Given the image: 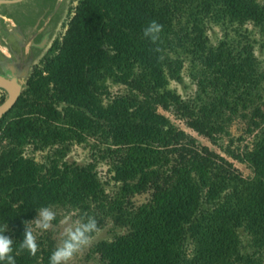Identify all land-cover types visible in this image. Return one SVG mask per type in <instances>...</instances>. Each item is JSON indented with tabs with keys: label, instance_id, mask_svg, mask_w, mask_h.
<instances>
[{
	"label": "trees",
	"instance_id": "16d2710c",
	"mask_svg": "<svg viewBox=\"0 0 264 264\" xmlns=\"http://www.w3.org/2000/svg\"><path fill=\"white\" fill-rule=\"evenodd\" d=\"M151 21L164 26L157 44L143 35ZM211 26L220 29L214 43ZM256 44L264 48V0H77L61 39L0 122V223L16 264H49V236L37 235L34 257L18 248L25 223L49 205L125 229L93 245L101 264H264V72ZM184 68L195 87L187 98L169 88L181 84ZM159 110L212 145L226 138L223 153L251 175ZM237 119L250 140L231 149ZM73 144L89 147L87 163L65 160ZM142 194L148 200L135 205Z\"/></svg>",
	"mask_w": 264,
	"mask_h": 264
},
{
	"label": "flooded vegetation",
	"instance_id": "af4514ba",
	"mask_svg": "<svg viewBox=\"0 0 264 264\" xmlns=\"http://www.w3.org/2000/svg\"><path fill=\"white\" fill-rule=\"evenodd\" d=\"M64 5L65 0H0L1 83L19 85L21 93L33 71L41 67L54 43L61 39L67 14ZM8 94L9 90L0 85V104ZM16 101L0 122L8 112L13 115Z\"/></svg>",
	"mask_w": 264,
	"mask_h": 264
},
{
	"label": "rangeland",
	"instance_id": "374dc122",
	"mask_svg": "<svg viewBox=\"0 0 264 264\" xmlns=\"http://www.w3.org/2000/svg\"><path fill=\"white\" fill-rule=\"evenodd\" d=\"M76 3H77V0H65L64 7L66 8L67 14L65 18L66 20L65 27L63 31H61V34H63L66 29V23L72 16V11ZM247 29H251V28L248 27ZM208 35H209L211 43H214L216 38L220 35L219 27L211 26V29L208 31ZM253 36L255 39L259 40L258 35H256L254 31H253ZM254 53L258 61L260 62L261 69L264 72V48L261 49L259 47V44H256ZM181 75H182L181 84L170 82L169 88L174 89L182 98H187L193 94L195 87L194 85H192V83L190 82V79L187 77L185 68L182 70ZM122 89L123 88L120 86H109V91L112 94L120 93L123 91ZM260 109L264 112V106H260ZM159 112L165 115L166 117H168L169 120L176 127H178L185 133L192 136L199 145L206 146L211 151H214L218 155L230 161L232 165L238 170V172L241 174L242 177H249L251 175L250 170L247 168V166H245L244 164L238 163L234 160H231L223 153L222 149L219 146L224 147L227 144L226 138H223L220 141L219 146L212 145L207 139L197 135L196 133L188 129L182 120L173 116L171 113L164 112L161 110H159ZM245 128H246V124H245V121L242 119H237L232 123V125L229 128V134H230L229 138L232 140V143L230 146L231 149H234L237 146L241 147L242 145H246L249 143L250 137L245 135ZM237 139H240V141H237ZM89 143L91 142L89 141ZM44 153L45 152L34 154L35 160L40 161ZM90 155H91L90 149L87 145L73 144L71 145L70 150L65 157V160L68 162H75L77 164L82 165L89 161ZM97 171H98V176L100 177L101 181L108 180V177L106 174V167L104 165L99 164L97 167ZM113 190H114L113 187L106 188V192L109 194L112 193ZM148 197H149L148 194L136 195L133 198V202L135 205H139L141 203L146 202L148 200ZM54 210L57 212V220H56V223H54L56 227L44 233H37V235L38 236H49L54 241V245L56 247L61 239V234H62V230L64 226L63 220L65 219V217L67 215H72L73 213L79 214L80 212H78L77 210L73 211V210H69V209L61 208V207L54 208ZM79 215H84V213L79 214ZM100 229L101 231L95 236L94 242L91 244V246L87 247L81 253H79L74 258V260L71 262V264H101L98 260V257L91 254V249L93 245L101 240L110 241L115 235H121L125 232V229L123 228L120 229V228L114 227L110 221H106V223L103 226H101Z\"/></svg>",
	"mask_w": 264,
	"mask_h": 264
},
{
	"label": "clouds",
	"instance_id": "9594fccd",
	"mask_svg": "<svg viewBox=\"0 0 264 264\" xmlns=\"http://www.w3.org/2000/svg\"><path fill=\"white\" fill-rule=\"evenodd\" d=\"M163 25L151 21L145 27L143 35L153 44L160 41ZM154 51L159 52L157 47ZM57 212L53 206H43L36 209V218L24 225L23 239L19 242L20 251H27L30 256H36L39 251L37 233H44L56 227ZM61 239L49 257V264H71L74 258L84 249L91 246L95 236L101 231L94 216L73 213L63 220ZM7 224L0 223V264H16V255L19 253L14 248V241L5 235Z\"/></svg>",
	"mask_w": 264,
	"mask_h": 264
},
{
	"label": "water",
	"instance_id": "95a60500",
	"mask_svg": "<svg viewBox=\"0 0 264 264\" xmlns=\"http://www.w3.org/2000/svg\"><path fill=\"white\" fill-rule=\"evenodd\" d=\"M0 85L9 90V94L7 98L0 104V117L13 105V103L16 101V98L18 97L20 93V86H6L4 83H1Z\"/></svg>",
	"mask_w": 264,
	"mask_h": 264
}]
</instances>
